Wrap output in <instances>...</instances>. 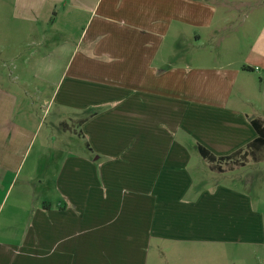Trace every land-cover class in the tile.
Returning a JSON list of instances; mask_svg holds the SVG:
<instances>
[{
	"label": "crops",
	"instance_id": "0c3cea01",
	"mask_svg": "<svg viewBox=\"0 0 264 264\" xmlns=\"http://www.w3.org/2000/svg\"><path fill=\"white\" fill-rule=\"evenodd\" d=\"M8 1L21 29L38 30L26 45L44 46L11 58L21 63L10 64V82L25 73L40 84L37 96L41 86L53 95L20 102L0 86V264H145L157 240L197 252L209 238L252 242L251 198L197 184L191 151L225 157L256 138L250 121L262 119L231 94L238 76L258 71L264 84V0ZM177 29L192 30V47L207 44L200 31L209 32L218 64L172 63ZM53 106L71 110L91 157L68 155L54 180L36 181L39 126L28 110Z\"/></svg>",
	"mask_w": 264,
	"mask_h": 264
},
{
	"label": "rangeland",
	"instance_id": "374dc122",
	"mask_svg": "<svg viewBox=\"0 0 264 264\" xmlns=\"http://www.w3.org/2000/svg\"><path fill=\"white\" fill-rule=\"evenodd\" d=\"M9 6L8 0H0V86L13 88L20 102L39 101L37 97L40 95L48 100L51 94L53 95L52 90L50 92L49 87L41 86L42 94L37 96L36 89H40L38 87L40 84L25 73L21 74L18 83L11 84L10 82L14 80L10 64L19 65L21 63V61L11 60V58L19 52L29 53L34 48L42 49L44 46L32 48L26 45L33 37L38 36V30L29 27L21 29L20 26L23 25V22L19 21L15 14L9 11ZM59 12L61 13V10ZM57 22H61V19H57ZM26 23L29 25L28 22ZM42 31L44 30H39V33ZM71 31L77 32L78 29L74 27ZM200 32L207 43L203 47L188 45L193 41L192 30L177 29L176 34H174V30L172 31L174 36L171 35L173 42L170 49L175 55L171 59L172 63L180 66H187L192 63V66L208 67H214L218 64L216 46L211 44L214 39L210 37L209 32H204V30ZM80 33L81 31H79ZM196 54L201 57L200 63L196 60ZM243 75L246 76L247 74L244 73ZM259 77L260 72L258 71H255L254 75L248 74L245 79L238 76L233 85L231 100L239 103L237 106L244 114L260 118L264 122V84L260 85ZM26 81H31L27 87ZM68 84L69 81L66 80L60 85V90L57 88L54 99L55 97L56 100L62 98L65 94L64 89ZM241 88L245 89L243 96L241 93L236 94L237 90L241 91ZM190 94L189 101L191 100L194 104L197 103L195 102L198 101L196 99L197 93L192 91ZM247 98L249 99L248 102L246 101ZM23 111L27 112V110ZM28 111L31 126H39L36 131L33 130L31 144L32 156H34L35 151H41L39 155L40 168L36 173V181L40 179L38 176L48 182L54 180L55 170L61 164L62 159L65 160L68 155L77 153L91 157V152L85 149L86 140L77 136L75 132L78 127L71 120L73 115H70V109H63V112H59L58 108L53 106L48 108L46 112L38 107ZM59 119L67 124V130L56 124ZM191 152H193L191 172L197 184L207 189L219 185L245 192L251 198L252 204H249V212L253 211L255 216V232L248 240L252 239V242L244 240L235 243L225 240L221 243L209 238L197 252V250H190L195 245L186 246L168 242L166 239L157 240L153 244H148L145 249L146 253L143 255L145 264H264V149L258 154V159L256 158L258 161L250 156H238L212 163L211 167L214 173L208 171L207 163L197 153ZM242 152L244 151L242 150ZM240 223L243 224L241 216Z\"/></svg>",
	"mask_w": 264,
	"mask_h": 264
},
{
	"label": "trees",
	"instance_id": "16d2710c",
	"mask_svg": "<svg viewBox=\"0 0 264 264\" xmlns=\"http://www.w3.org/2000/svg\"><path fill=\"white\" fill-rule=\"evenodd\" d=\"M250 125L252 126V128L256 133V138L245 146L244 152H242V150H239L238 152H234L229 156L216 157L211 152H209L208 150H206L205 148L199 145L197 148L199 155L210 163H215L220 160H229L233 157H238V156L239 157L250 156L252 159L254 158L256 159L258 157V154L262 152L264 149V124L262 121L254 119L250 121Z\"/></svg>",
	"mask_w": 264,
	"mask_h": 264
}]
</instances>
